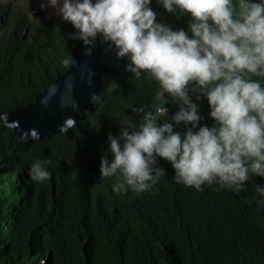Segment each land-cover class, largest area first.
<instances>
[{"label": "trees", "instance_id": "obj_1", "mask_svg": "<svg viewBox=\"0 0 264 264\" xmlns=\"http://www.w3.org/2000/svg\"><path fill=\"white\" fill-rule=\"evenodd\" d=\"M22 3L5 10L16 17L0 24V264H264V196L257 192L264 177L250 173L241 191L216 178L201 192L177 183L171 162L157 156L166 175L147 191L116 193V177L102 179L101 158L113 159L108 134L139 130L144 113L134 107L155 113L163 106L159 82L147 73L101 72L102 86L78 126L25 145L12 140L2 114L33 101L65 71L69 64L62 61L85 46L72 38L78 30L70 22L24 15ZM148 7L157 23L192 38L190 14L168 12L161 0ZM247 78L264 87V77ZM189 96L203 117L194 131L216 124L206 96ZM165 97L168 113L157 117L160 124L179 111ZM186 130L183 123L174 127L182 139ZM37 160L50 161L43 165L50 173L45 181L29 178Z\"/></svg>", "mask_w": 264, "mask_h": 264}, {"label": "clouds", "instance_id": "obj_2", "mask_svg": "<svg viewBox=\"0 0 264 264\" xmlns=\"http://www.w3.org/2000/svg\"><path fill=\"white\" fill-rule=\"evenodd\" d=\"M16 2L19 0H0V24L5 18L16 17L12 12L5 14V10H13ZM161 2L168 12L179 9L190 14L192 38L183 29L173 31L157 23V14L148 7L151 0H63L62 4L49 0L34 14H30L31 6L23 1L19 11L28 16H50L43 9L55 8L63 21L78 30L73 39L91 46L99 35L102 42H111L118 58L130 59L128 71L136 76L147 73L159 82L161 90L157 97L163 99V106L155 113L146 111L144 106L134 107V112L144 113L145 123L139 130L122 127L118 136L108 134L113 159L109 162L102 157L100 171L102 179L116 177L114 192L124 193L130 188L140 193L156 184L166 175L165 169L158 166L157 156L171 162L177 183L202 192L205 182L211 184L219 178L221 187L244 190L250 173L264 177V87L247 78L248 74L264 77V3ZM85 54H91L90 47ZM62 62L67 65L71 60ZM189 92L206 96L211 108L209 115L216 124L194 131L203 117L198 115V105L192 102ZM165 93L178 104L179 111L171 116L172 122L160 124L157 117L168 113L164 107L169 102ZM92 99L95 101V95ZM84 112L77 124L73 118H67L58 126L59 132L64 134L78 126ZM181 123L187 129L183 139L180 132H174V127ZM10 135L15 141L11 129ZM48 163L37 160L31 166L29 178L36 182L47 180L50 173L43 165ZM257 192L264 196V186L258 184Z\"/></svg>", "mask_w": 264, "mask_h": 264}, {"label": "water", "instance_id": "obj_3", "mask_svg": "<svg viewBox=\"0 0 264 264\" xmlns=\"http://www.w3.org/2000/svg\"><path fill=\"white\" fill-rule=\"evenodd\" d=\"M111 42L84 46L65 71L35 95L34 101L2 115L12 137L22 144L36 142L51 135L63 134L58 126L71 117L76 121L89 110L100 87L99 75L110 71L124 73L131 63L128 57L118 58ZM91 54L86 55V48Z\"/></svg>", "mask_w": 264, "mask_h": 264}, {"label": "rangeland", "instance_id": "obj_4", "mask_svg": "<svg viewBox=\"0 0 264 264\" xmlns=\"http://www.w3.org/2000/svg\"><path fill=\"white\" fill-rule=\"evenodd\" d=\"M19 1H24V3L27 6H31L30 7L31 8L30 14H34L37 9L42 10L40 7L41 4H48L49 3V0H19ZM58 3L62 4L63 0H58ZM43 11L52 17L61 18L60 16H58L56 14V9L53 7H47L46 9H43Z\"/></svg>", "mask_w": 264, "mask_h": 264}]
</instances>
